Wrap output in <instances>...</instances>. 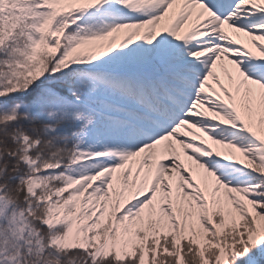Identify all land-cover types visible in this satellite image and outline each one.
I'll return each instance as SVG.
<instances>
[{"label":"snow or ice","instance_id":"snow-or-ice-1","mask_svg":"<svg viewBox=\"0 0 264 264\" xmlns=\"http://www.w3.org/2000/svg\"><path fill=\"white\" fill-rule=\"evenodd\" d=\"M0 264H264V0H0Z\"/></svg>","mask_w":264,"mask_h":264}]
</instances>
